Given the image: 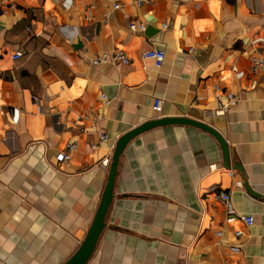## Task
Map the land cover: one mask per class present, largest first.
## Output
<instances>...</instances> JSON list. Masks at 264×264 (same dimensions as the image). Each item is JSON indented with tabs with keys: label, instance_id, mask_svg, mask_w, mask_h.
<instances>
[{
	"label": "crops",
	"instance_id": "obj_1",
	"mask_svg": "<svg viewBox=\"0 0 264 264\" xmlns=\"http://www.w3.org/2000/svg\"><path fill=\"white\" fill-rule=\"evenodd\" d=\"M155 48L165 51L160 68L142 57ZM116 51L131 63H93ZM256 55H264L263 0H0V264L65 263L104 193L110 166L101 162L122 135L168 117L217 130L229 167L203 128L167 124L137 135L121 154L87 264H264V74L252 71ZM228 92L238 103L215 114ZM70 144L71 161L59 162ZM221 191L230 206L215 198Z\"/></svg>",
	"mask_w": 264,
	"mask_h": 264
},
{
	"label": "water",
	"instance_id": "obj_2",
	"mask_svg": "<svg viewBox=\"0 0 264 264\" xmlns=\"http://www.w3.org/2000/svg\"><path fill=\"white\" fill-rule=\"evenodd\" d=\"M167 124H188L203 128L211 132L221 143L224 156V163L225 166L229 167V146L226 140L217 130L203 122L189 119L186 117L158 118L149 120L141 124L140 126L130 130L129 132L122 135L116 143L110 163V171L108 175L107 184L102 195L99 207L93 219V222L87 232V235L79 246V248L76 250V252L63 264H87L93 252L95 251L99 237L105 227V219L108 209L113 200L114 184L118 171L120 157L127 144L133 138L143 133L144 131Z\"/></svg>",
	"mask_w": 264,
	"mask_h": 264
},
{
	"label": "built area",
	"instance_id": "obj_3",
	"mask_svg": "<svg viewBox=\"0 0 264 264\" xmlns=\"http://www.w3.org/2000/svg\"><path fill=\"white\" fill-rule=\"evenodd\" d=\"M154 0H135V3L139 6L144 5V4H149L153 2ZM264 4V0H263ZM121 7L120 3H116L113 5L114 9H119ZM87 20L90 21L91 18L87 16ZM131 29L136 30L137 25L133 23L131 25ZM141 30H146V25L142 24L140 26ZM22 56V52L17 51L13 55L14 59H18ZM142 57L144 59H152L154 60L155 66L157 68L162 67L164 60H165V51L162 49H151L143 52ZM94 64H102V63H110L112 61H119L123 62L126 64L131 63V59L127 54H125L123 51H116L112 53L108 52H102L96 54V56L92 59ZM252 71L255 74L262 73L264 74V55H256L252 57ZM105 97V95H104ZM228 97V102L227 103H222L221 101V96L217 97L218 101V106L213 110V112L217 115H223L228 112V110L235 106L238 103V98L235 96L234 93L228 92L227 93ZM163 108V99L162 98H155L154 99V104H153V109L156 112H161ZM107 140V135L105 133L102 134L101 136V141H106ZM94 148L97 147L96 144L93 145ZM76 149V144H70L68 145L63 151L59 152L57 154V160L59 162H64V163H69L71 161V155ZM111 163V158H106L101 162V165L103 167H108L110 166ZM215 198L219 201H221L225 206H230L231 204V196L229 192L221 191L216 194ZM241 220L244 222V224L248 227L252 226L254 223V218L253 216L250 215H244L240 217ZM244 232L242 230L236 231V236L237 237H242L244 236Z\"/></svg>",
	"mask_w": 264,
	"mask_h": 264
}]
</instances>
